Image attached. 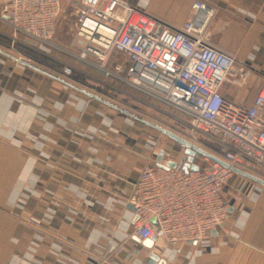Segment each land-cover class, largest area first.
Instances as JSON below:
<instances>
[{"label":"crops","instance_id":"1","mask_svg":"<svg viewBox=\"0 0 264 264\" xmlns=\"http://www.w3.org/2000/svg\"><path fill=\"white\" fill-rule=\"evenodd\" d=\"M120 1L171 28L196 14L195 0ZM205 1L216 8L208 41L249 69L242 85L229 80L221 92L249 107L264 77V0ZM80 8L61 0L54 45L15 36L0 19V264H264L260 167L230 179V218L208 241L132 235L144 167L161 154L180 161L196 143L183 112L67 55ZM116 60H124L118 50L109 64Z\"/></svg>","mask_w":264,"mask_h":264},{"label":"built area","instance_id":"2","mask_svg":"<svg viewBox=\"0 0 264 264\" xmlns=\"http://www.w3.org/2000/svg\"><path fill=\"white\" fill-rule=\"evenodd\" d=\"M80 3L67 55L183 112L190 138L210 155L196 154V171H185L180 161L172 166L167 157L144 167L131 200L132 235L170 245L208 241L230 218L224 189L235 170L264 169V77L249 107L223 96V84L242 85L249 69L208 41L216 8L205 0H195V16L178 28L120 0ZM0 7V19L15 36L54 45L61 0H0ZM115 49L124 60L109 64ZM74 69L67 64L63 73L70 76ZM204 137L218 149L208 148ZM124 251L121 245L115 253Z\"/></svg>","mask_w":264,"mask_h":264},{"label":"water","instance_id":"3","mask_svg":"<svg viewBox=\"0 0 264 264\" xmlns=\"http://www.w3.org/2000/svg\"><path fill=\"white\" fill-rule=\"evenodd\" d=\"M197 153H200V154H203V155H207V156H210L207 152L203 151L202 149L198 148L197 146H195L194 144L192 143H188L187 144V149L185 151V154L184 156L182 157V159L180 160V164L183 165L184 167V170L185 171H189V170H192V171H196L199 169V165L195 162V156ZM162 154L158 157V161L161 160L162 158ZM170 165L174 166L176 165V162L175 161H172L170 163ZM237 170H235L236 172ZM153 224L154 226L156 227V229L158 228V225L156 223L155 220H153ZM214 233V232H213ZM152 239H155V238H152ZM149 240V239H147Z\"/></svg>","mask_w":264,"mask_h":264},{"label":"rangeland","instance_id":"4","mask_svg":"<svg viewBox=\"0 0 264 264\" xmlns=\"http://www.w3.org/2000/svg\"><path fill=\"white\" fill-rule=\"evenodd\" d=\"M115 51H117L116 49L114 50V52ZM60 54H62V53H60ZM52 55V54H51ZM50 56V55H49ZM53 56H56L55 54H53ZM59 57V56H58ZM51 61H54V62H58V63H61V60H57V59H55L54 57H51L50 56V58H49ZM62 65H64L63 63H62ZM202 138V137H201ZM203 140L205 141V137L203 138ZM205 143L208 145V148H212V149H214V148H216V146L215 145H213L212 143H210V141H205ZM207 150H209V149H207ZM233 177V176H232ZM231 177V178H232ZM230 181V180H229ZM229 183V182H228Z\"/></svg>","mask_w":264,"mask_h":264}]
</instances>
